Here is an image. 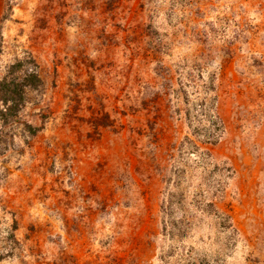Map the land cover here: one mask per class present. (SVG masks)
Listing matches in <instances>:
<instances>
[{
    "label": "rangeland",
    "instance_id": "rangeland-1",
    "mask_svg": "<svg viewBox=\"0 0 264 264\" xmlns=\"http://www.w3.org/2000/svg\"><path fill=\"white\" fill-rule=\"evenodd\" d=\"M18 62L0 264H264V0H0Z\"/></svg>",
    "mask_w": 264,
    "mask_h": 264
},
{
    "label": "trees",
    "instance_id": "trees-1",
    "mask_svg": "<svg viewBox=\"0 0 264 264\" xmlns=\"http://www.w3.org/2000/svg\"><path fill=\"white\" fill-rule=\"evenodd\" d=\"M23 66L21 62L12 65L8 75L0 79V118L4 121L19 115L25 104L27 90L38 89L42 85L36 65L26 70L22 69ZM30 129L35 134V130Z\"/></svg>",
    "mask_w": 264,
    "mask_h": 264
}]
</instances>
